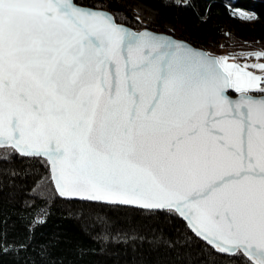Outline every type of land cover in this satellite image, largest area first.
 Segmentation results:
<instances>
[{
  "label": "snow or ice",
  "instance_id": "snow-or-ice-1",
  "mask_svg": "<svg viewBox=\"0 0 264 264\" xmlns=\"http://www.w3.org/2000/svg\"><path fill=\"white\" fill-rule=\"evenodd\" d=\"M110 3L0 0V175H18L4 167L16 161L40 163L60 197L162 221L150 246L174 252L171 264H196L193 243L264 264V75L247 70L264 73V63L126 29L104 10ZM175 219L185 235L168 232ZM12 247L5 233L0 251Z\"/></svg>",
  "mask_w": 264,
  "mask_h": 264
},
{
  "label": "trees",
  "instance_id": "trees-1",
  "mask_svg": "<svg viewBox=\"0 0 264 264\" xmlns=\"http://www.w3.org/2000/svg\"><path fill=\"white\" fill-rule=\"evenodd\" d=\"M91 4L93 0H85ZM139 4L154 13L148 29L183 39L197 48L217 47L229 41L243 52L244 48L264 49V0H111L105 10L116 21L141 30L130 3ZM236 11L249 13L252 19H240ZM247 51H252L251 49ZM254 50V49H253ZM246 51V52H247ZM245 52V51H244ZM18 175H0V248L6 233L7 243L14 245L8 252L0 251V264H171L174 252L159 251L150 246L149 229L156 223L146 214L126 208L110 209L89 206L84 202L66 201L57 196L48 167L25 161L4 166ZM39 184L43 189L33 192ZM43 196H38V192ZM37 212L46 213L45 222L27 231L29 221ZM110 218L101 224L99 218ZM185 222H169L168 232L185 235ZM144 237L125 240L124 233ZM29 243L27 250L15 245ZM41 249L47 255L40 254ZM193 243L190 259L196 264H238L236 260L207 255Z\"/></svg>",
  "mask_w": 264,
  "mask_h": 264
},
{
  "label": "rangeland",
  "instance_id": "rangeland-1",
  "mask_svg": "<svg viewBox=\"0 0 264 264\" xmlns=\"http://www.w3.org/2000/svg\"><path fill=\"white\" fill-rule=\"evenodd\" d=\"M130 3V7L132 9V13H134V16L136 20L141 24V27L148 28L149 25L152 24V21L154 20V13L148 9H146L143 6H140L139 4H135L132 2ZM237 13L239 11H236ZM246 15H249V13H245ZM229 41L221 42L217 47H213L208 49V53L211 55L219 57H228L227 62L228 63H237L241 66L248 64H256V63H264V58L256 59L254 56L255 52H264V49H256V48H244L243 52H236L237 48H234V45H231V43H228ZM251 49L252 51H247L248 49ZM254 49V50H253ZM247 51V52H246ZM248 71H252L256 75H264V73H261L259 70L248 68Z\"/></svg>",
  "mask_w": 264,
  "mask_h": 264
},
{
  "label": "water",
  "instance_id": "water-1",
  "mask_svg": "<svg viewBox=\"0 0 264 264\" xmlns=\"http://www.w3.org/2000/svg\"><path fill=\"white\" fill-rule=\"evenodd\" d=\"M104 10H105V9H104ZM105 11H108V10H105ZM108 12H110V11H108ZM116 23H117V24H120V25H122L123 27H125L126 29H130V30H132V31H134V32L148 31V32L153 33V34H155V35H157V36H161V37H165V38H171L172 40H175V41H181V42H183L184 44H186L187 46H190V47L196 49V50L199 51V52H202V53H204V54H206V55H208V56H210V57L217 58L216 56L209 54V53H208L207 51H205L204 49L197 48V47L193 46L192 44H190L189 42H187V41H185V40H183V39H178V38H176V37H174V36H172V35H170V34H167V33H164V32H156V31L150 30V29H148V28H144V29H141V30H135V29H133L132 27L126 25V24L119 23V22H117V21H116ZM228 94H229L233 99H235L236 96H237V94L234 93V91H231V90H229ZM48 170H49V175H50V169L48 168ZM50 179H51V176H50ZM51 182H52L53 188H54V190H55L54 182H53L52 180H51ZM55 192H56V190H55ZM56 194H57L58 197H60L59 194H58L57 192H56ZM60 198L63 199V200H66V201H79V202H82V201H80V200H78V199H71V200H70V199L63 198V197H60ZM185 223H186V222H185Z\"/></svg>",
  "mask_w": 264,
  "mask_h": 264
}]
</instances>
